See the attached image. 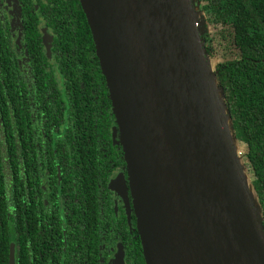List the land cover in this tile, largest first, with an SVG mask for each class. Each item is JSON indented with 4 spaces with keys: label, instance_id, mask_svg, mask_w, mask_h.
Wrapping results in <instances>:
<instances>
[{
    "label": "water",
    "instance_id": "1",
    "mask_svg": "<svg viewBox=\"0 0 264 264\" xmlns=\"http://www.w3.org/2000/svg\"><path fill=\"white\" fill-rule=\"evenodd\" d=\"M193 2L80 0L119 130L145 261L264 264L263 217ZM119 183L127 198V179Z\"/></svg>",
    "mask_w": 264,
    "mask_h": 264
},
{
    "label": "trees",
    "instance_id": "2",
    "mask_svg": "<svg viewBox=\"0 0 264 264\" xmlns=\"http://www.w3.org/2000/svg\"><path fill=\"white\" fill-rule=\"evenodd\" d=\"M79 2L80 0H70V4L66 5L63 0H50L46 4L52 7V15L65 12L66 19L71 23L66 26L67 35L62 34L64 36L59 40L67 50L63 55L64 61L53 66L49 64L47 56H44V71H39L36 84L40 93L36 94L35 100L44 106L42 118L45 122L41 138L44 137L47 144L45 151L49 158L55 153L67 156L72 152L78 155L76 158L79 162H94L98 156L97 161L109 163L112 156L108 153L114 154L116 151L111 140L114 113L93 35L83 9L77 7ZM193 3L198 6L199 22L202 20L208 26L228 27L230 31L231 37L225 33L219 35L216 47L206 44L203 32L202 37L210 57L215 56L220 46L224 49L223 60L215 64L213 69L229 111L231 132L264 225V0H199ZM50 19L49 25L58 29L55 17ZM35 25L36 22L34 28ZM58 69L63 78L61 86L54 75ZM8 71L7 68L0 70V111L3 122H10L7 132L19 133L18 136L14 134L13 138L19 140L20 147L24 144V139L21 138L24 127L19 116L24 114L27 83L22 79L17 81V86L15 81H12V85L9 84ZM66 123L70 127L65 129ZM33 134L37 135L35 131ZM3 137V131L0 130V140L3 141ZM9 138L2 143L4 149H0V264H9L11 240L21 244L19 224L23 222V197L20 171L22 172L24 160L28 156V152L21 153L19 149L17 157L14 154L8 156L10 167L16 175V181L8 188V183L6 185L3 181L5 164L2 162L7 157L6 151L7 155L16 151L15 148L10 149L9 145L14 142ZM34 141L28 147L36 157ZM53 144L57 145L56 152ZM113 157L116 158L115 155ZM34 163V168H29V172L38 170V164L36 161ZM50 169L56 173V165ZM34 193L30 192V200H35ZM11 201L15 207L14 214L8 215V204ZM10 222H14L16 226L9 236L7 227ZM17 259L18 264H25L21 248L17 249Z\"/></svg>",
    "mask_w": 264,
    "mask_h": 264
},
{
    "label": "flooded vegetation",
    "instance_id": "3",
    "mask_svg": "<svg viewBox=\"0 0 264 264\" xmlns=\"http://www.w3.org/2000/svg\"><path fill=\"white\" fill-rule=\"evenodd\" d=\"M49 1L0 0V70L9 69L7 79L11 85L15 81L17 86V81L22 79L27 83L24 114L19 116L24 127L22 146L19 147V140L13 138L14 134L18 136L17 131L7 132L10 122H3L0 111V130L4 134L0 149H4L2 143L8 137L14 142L9 145L10 149H16L9 155L6 151L7 157L2 162L5 164L3 181L6 185L8 183V188L16 181L8 156L14 154L17 157L19 151L28 152L20 171L23 197V222L19 224L21 244L11 240L9 264L12 244L15 264H18V248L24 252L25 264H146L115 115L114 119L111 118L116 123L111 124V140L116 151L108 153L112 156L109 163L97 161L98 156L94 162H79L78 155L72 152L67 156L55 153L49 158L45 151L47 144L44 137L41 138L44 106L35 100L36 94L40 93L36 83L39 71H44V56L53 66L64 61L67 50L59 40L67 35L66 26L71 23L65 12L52 15V7L46 5ZM63 1L70 4V0ZM77 7L82 8L80 2ZM50 17H55L58 29L49 25ZM59 73L58 69L54 75L61 86L63 78ZM19 87H22L21 83ZM68 127L70 125L66 123L65 129ZM34 131L37 135L33 134ZM33 140L36 157L29 151ZM35 161L38 170L29 172ZM53 165H56L55 174L50 169ZM119 174L127 179V198L122 193L124 187L119 183L122 178ZM31 191L35 192V200H30ZM13 204V201L8 204V215L14 214ZM13 224L10 222L7 227L9 236L16 226Z\"/></svg>",
    "mask_w": 264,
    "mask_h": 264
},
{
    "label": "rangeland",
    "instance_id": "4",
    "mask_svg": "<svg viewBox=\"0 0 264 264\" xmlns=\"http://www.w3.org/2000/svg\"><path fill=\"white\" fill-rule=\"evenodd\" d=\"M195 1L197 2V0H194V2ZM194 5L198 9L197 4L194 3ZM203 23L204 21L201 20V22H198L196 24H199V25L201 24V29L206 39L205 42L208 46L216 47L217 43H219L218 39L221 33H225L227 36L231 37L228 27H214L211 25L208 26ZM223 50L224 49H222V47L220 46V48L216 50L215 56L211 57L213 67H215V64L223 60L222 58Z\"/></svg>",
    "mask_w": 264,
    "mask_h": 264
}]
</instances>
